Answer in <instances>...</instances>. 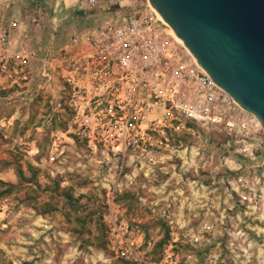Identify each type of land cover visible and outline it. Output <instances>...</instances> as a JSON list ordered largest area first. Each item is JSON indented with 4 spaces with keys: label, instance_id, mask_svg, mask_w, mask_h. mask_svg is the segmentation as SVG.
<instances>
[{
    "label": "rangeland",
    "instance_id": "1",
    "mask_svg": "<svg viewBox=\"0 0 264 264\" xmlns=\"http://www.w3.org/2000/svg\"><path fill=\"white\" fill-rule=\"evenodd\" d=\"M77 9L0 0V59H14L9 70L0 63V179L19 186L0 197V264H140L109 246L111 208L129 223L143 264H264L259 119L237 105L225 112L232 126L176 119L124 162L90 144L67 88L41 74L42 59L60 60L93 18ZM19 165L35 178L20 182Z\"/></svg>",
    "mask_w": 264,
    "mask_h": 264
},
{
    "label": "built area",
    "instance_id": "2",
    "mask_svg": "<svg viewBox=\"0 0 264 264\" xmlns=\"http://www.w3.org/2000/svg\"><path fill=\"white\" fill-rule=\"evenodd\" d=\"M79 10L93 19L61 47L60 60L53 59L56 73L48 70L54 63L47 57L41 74L67 88L75 124L90 144L103 145L124 162L131 150L151 144L155 131L174 127L176 119L233 125L225 112L240 105L198 63L150 0H80ZM2 35L5 40L7 30ZM27 58L23 55L20 63L23 72ZM13 62L8 55L0 59L4 70ZM107 222L113 251L126 261L146 263L129 223L121 222L113 208Z\"/></svg>",
    "mask_w": 264,
    "mask_h": 264
},
{
    "label": "water",
    "instance_id": "3",
    "mask_svg": "<svg viewBox=\"0 0 264 264\" xmlns=\"http://www.w3.org/2000/svg\"><path fill=\"white\" fill-rule=\"evenodd\" d=\"M214 81L264 129V0H150Z\"/></svg>",
    "mask_w": 264,
    "mask_h": 264
},
{
    "label": "trees",
    "instance_id": "4",
    "mask_svg": "<svg viewBox=\"0 0 264 264\" xmlns=\"http://www.w3.org/2000/svg\"><path fill=\"white\" fill-rule=\"evenodd\" d=\"M18 176L20 178V182L32 181L35 178V175L32 174L30 177H26L24 173L23 165H19L17 169ZM0 186L6 187L5 189L0 191V197L8 196L9 194L13 193L14 190L18 189L19 186L10 182H6L0 179ZM70 202L74 201V198L71 195H67L66 197ZM164 242V241H163ZM130 262V261H127Z\"/></svg>",
    "mask_w": 264,
    "mask_h": 264
},
{
    "label": "crops",
    "instance_id": "5",
    "mask_svg": "<svg viewBox=\"0 0 264 264\" xmlns=\"http://www.w3.org/2000/svg\"><path fill=\"white\" fill-rule=\"evenodd\" d=\"M63 1V3L65 4V7L66 8H69V7H77L78 9L77 10H79V5H80V0H62ZM60 5V2H58L57 4H56V7H58ZM79 12H84V11H82V10H79ZM85 13H87V12H85ZM93 19V18H92ZM91 19V20H92ZM91 20H90V22H91ZM90 22H89V24H90ZM86 27H88V24L84 27V28H86ZM84 28H81V29H79V30H82V29H84ZM78 30V31H79Z\"/></svg>",
    "mask_w": 264,
    "mask_h": 264
},
{
    "label": "bare ground",
    "instance_id": "6",
    "mask_svg": "<svg viewBox=\"0 0 264 264\" xmlns=\"http://www.w3.org/2000/svg\"><path fill=\"white\" fill-rule=\"evenodd\" d=\"M173 29V28H172ZM173 32H174V30H173ZM174 34H175V32H174ZM176 35V34H175ZM180 41H181V39L178 37V36H176Z\"/></svg>",
    "mask_w": 264,
    "mask_h": 264
}]
</instances>
